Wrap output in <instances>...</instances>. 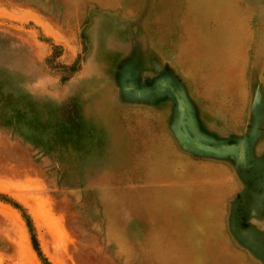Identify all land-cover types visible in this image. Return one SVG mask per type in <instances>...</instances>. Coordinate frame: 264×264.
Returning a JSON list of instances; mask_svg holds the SVG:
<instances>
[{
    "label": "rangeland",
    "instance_id": "rangeland-1",
    "mask_svg": "<svg viewBox=\"0 0 264 264\" xmlns=\"http://www.w3.org/2000/svg\"><path fill=\"white\" fill-rule=\"evenodd\" d=\"M0 194L52 264H264V0H0Z\"/></svg>",
    "mask_w": 264,
    "mask_h": 264
},
{
    "label": "trees",
    "instance_id": "trees-1",
    "mask_svg": "<svg viewBox=\"0 0 264 264\" xmlns=\"http://www.w3.org/2000/svg\"><path fill=\"white\" fill-rule=\"evenodd\" d=\"M0 199H3L5 201L10 202L14 207L18 208L21 211L22 216L26 220V223L29 227L34 249L36 250V252L39 255L40 259L42 260L43 264H52V262L48 259V257L45 255V253L42 250L40 241H39L37 234H36L33 219L31 217V215L29 214V212L27 211V209L25 207H23V205L21 203L15 201V200L13 202H11L10 200H7V198H3V196H0Z\"/></svg>",
    "mask_w": 264,
    "mask_h": 264
}]
</instances>
